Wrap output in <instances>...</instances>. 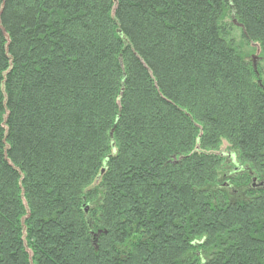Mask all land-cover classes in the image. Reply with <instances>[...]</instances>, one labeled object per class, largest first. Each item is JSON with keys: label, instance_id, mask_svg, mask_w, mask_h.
Masks as SVG:
<instances>
[{"label": "trees", "instance_id": "trees-1", "mask_svg": "<svg viewBox=\"0 0 264 264\" xmlns=\"http://www.w3.org/2000/svg\"><path fill=\"white\" fill-rule=\"evenodd\" d=\"M0 264H264V0H0Z\"/></svg>", "mask_w": 264, "mask_h": 264}, {"label": "rangeland", "instance_id": "rangeland-1", "mask_svg": "<svg viewBox=\"0 0 264 264\" xmlns=\"http://www.w3.org/2000/svg\"><path fill=\"white\" fill-rule=\"evenodd\" d=\"M239 35H240V34H239V31H238V30L235 31L236 41L240 43L241 41H240ZM251 48H254V46H251ZM252 56H256V52L253 53ZM221 151H222L223 153H225V151H226V150H225V145L222 147Z\"/></svg>", "mask_w": 264, "mask_h": 264}]
</instances>
